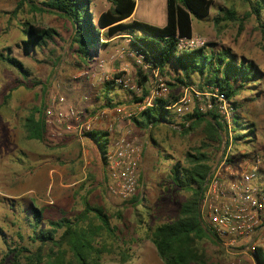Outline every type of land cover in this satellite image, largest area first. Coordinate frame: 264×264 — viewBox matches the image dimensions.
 I'll return each instance as SVG.
<instances>
[{"label": "rangeland", "instance_id": "obj_1", "mask_svg": "<svg viewBox=\"0 0 264 264\" xmlns=\"http://www.w3.org/2000/svg\"><path fill=\"white\" fill-rule=\"evenodd\" d=\"M15 2L16 0H0V52L4 53V49L8 47L10 55L19 59L29 74L26 78L22 77L17 70L0 60L1 264H9L8 258L3 259L4 242L9 244L20 242L16 232L21 233L23 244L33 245H30L26 238L31 230L24 212L28 205L44 209L42 215L47 218L57 217L61 213L71 217L76 214L77 209L82 207L78 202L75 205L70 204L71 200L65 196L56 201L52 200L53 186L58 180L46 176V172L54 157L49 159L50 156L43 157L39 154L43 148L54 145L46 134L48 125L45 126L42 139L30 138L24 127L25 118L31 113L36 115L35 108L41 105L44 109L50 104L52 98L57 97L63 99V106H72L82 114H91L118 104L133 107V104L139 101L133 99L138 97L134 93L112 85V91L129 98L123 101L116 100L109 106L104 105V95H106L103 91L104 75L110 78L125 73L135 83L137 68L126 54L119 55L114 47L105 45V36L100 35L98 40L101 43L99 46L107 51L105 56H98L95 59L78 56L74 51L75 45L71 44L72 27L67 20L55 12L32 10L26 3L17 12L12 13ZM90 2L88 9L91 15H94L93 13L103 3H107L105 0H90ZM227 8L235 10V16L237 20H240L243 19V13L248 10V5L241 0H211L206 18L191 17L192 34L203 37L205 43H209L204 48L207 52L210 49L216 52L226 48L234 59L251 62L257 70L255 79L249 82L247 87L239 90L231 100L225 99L231 129L226 158L232 166H237L236 163L239 161H251L257 157L258 176L264 185V33L260 32L253 15L243 19L239 33L237 20H221L213 25L211 17L222 14ZM260 18L264 24V9L261 11ZM26 25L42 30L52 28L55 31L53 39L46 46L25 52L21 48V40L25 38L23 31ZM121 39L125 38H119L116 42L117 48L124 44V40ZM110 48L113 49L110 50L111 52L108 51ZM97 59L104 61L102 71L93 69L88 74H84L87 65H92ZM117 67L120 68L117 69ZM146 74V80L142 86L146 92L145 96L152 84L151 74ZM158 76L164 82L171 77L166 72L163 74L158 72ZM193 90L203 92L194 85L178 86L173 89L168 87L165 98L168 93L180 95L185 93L193 100ZM140 93L141 88L136 95ZM231 101H234L235 109ZM213 109L224 122L217 107L214 106ZM172 113H170L172 120L178 123L181 120L180 115ZM234 113L238 116L240 123L252 125V137H244L236 141L232 139L231 117ZM138 114L129 120L126 118L113 120L112 111H106L99 122L92 124V130L108 132L105 126L111 122L113 127L118 125V132L126 131L128 136L135 137L142 144L137 181L139 199L130 203L128 200L110 196L107 191L104 201L89 199V203L99 206L107 215L109 225L115 232V235L111 237L113 243L110 239L103 238L110 245H107L106 251L102 254L100 264H119L118 251L123 241L127 242L129 247V259L123 264H150V251L145 248L141 252L138 250L144 242H150L143 238L140 228L145 224L153 226L159 222L170 221L177 216L178 205L187 198L189 192L172 185L170 167L174 163L183 165L184 153L198 147L204 140L202 124H192L190 128L182 129L179 126L161 123L150 129H143L136 127L132 121L133 118L138 117ZM226 130L225 126V132H222L218 143L211 142L210 147L204 150L208 154L209 165L220 157L222 146H226L228 141ZM108 138L110 141L113 135H108ZM250 138H252L251 141ZM94 150L96 162L100 165L99 154L96 149ZM48 159L49 161L45 163ZM95 173L98 175V171L91 166L85 170V173H81L80 176L82 175L83 178L78 180L77 189L83 191L89 186H98L95 183ZM100 178L99 184L105 190L106 182L101 171ZM59 189L63 193L68 191L63 186ZM68 208L70 209L67 211ZM61 209L63 211H60ZM94 222L97 221L94 220ZM103 236L104 232L101 237ZM202 246L207 257V264H255L250 252L230 253L217 243L212 244L207 240L202 242ZM258 247L264 250V243L258 244Z\"/></svg>", "mask_w": 264, "mask_h": 264}, {"label": "trees", "instance_id": "obj_2", "mask_svg": "<svg viewBox=\"0 0 264 264\" xmlns=\"http://www.w3.org/2000/svg\"><path fill=\"white\" fill-rule=\"evenodd\" d=\"M106 1L111 7L99 13L94 21L88 9L90 0H16L11 12H17L26 3L32 10L51 11L63 17L72 27L70 39L71 44L75 45L74 51L84 58L95 54L96 46L101 44L98 41L100 35L107 37L127 33L130 48L141 54L143 60L152 68H156L160 74L166 72L171 76L165 81L167 90L168 87L173 89L188 85H194L203 92L216 88L226 100H231L239 90L247 87L249 82L255 79L257 70L253 64L234 59L226 48L216 52L210 49L207 52L204 48L209 43H205L197 49L176 50L177 37L191 35V17L208 16L211 0H166V19L162 26L134 20L122 22L130 15L134 5L133 0ZM241 2L248 5V10L243 13L242 18L253 15L260 32L264 33V24L260 18L264 9V0H241ZM237 19L235 10L228 8L224 9L222 14L211 17L213 25L221 20ZM243 19L237 20L238 33L242 29ZM53 34L55 31L52 28L42 30L26 25L21 48L27 52L36 47L46 46L53 39ZM0 60L17 70L22 77L26 78L29 74L23 63L10 55L8 47L4 49V53L0 52ZM167 69L171 72H167ZM146 73H150L149 70L144 73L136 68L135 83L141 88V93L135 95L138 97H134V100H140L146 94L142 87ZM112 85L111 81H104L103 91L106 94L104 105L107 106L114 104L107 96ZM179 96V93H168L165 99H155L151 106L145 107L139 112L138 117L133 118V123L143 129H150L161 123H171L172 110L167 106L175 102ZM231 103L235 109L234 101ZM34 112L36 115L31 113L25 118L24 127L30 138L40 140L45 131L43 106L35 108ZM180 119L177 123L180 128L202 124L204 134V140L198 147L184 153L185 163L183 165L174 163L169 170L172 185L188 191L189 195L178 205L177 216L173 220L159 222L153 226L145 224L140 229L143 238L151 242L163 264H207L202 242L207 240L216 244V241L203 227L197 212L204 177L210 167L208 154L204 150L210 147L211 142L220 141L222 132H225V123L214 109L200 113L196 103L182 113ZM231 125L234 141L252 137V125L240 123L235 113L231 117ZM117 132L118 125L113 127L111 133L103 131L87 133L102 160L109 144L108 135ZM257 182L260 191L264 193V185L259 180V176ZM137 193L136 187V193L128 199V202L137 201L139 199ZM24 212L27 215L28 226L31 228L26 238L30 245H33L23 244L21 233L16 232L20 242L10 244L4 242L3 259L8 258L9 264H100L102 254L106 251L107 245H110L103 238L106 237L110 242H114L111 237L115 232L109 225L107 215L99 206L91 205L87 201H83L81 211L71 217L62 213L56 219H42L41 210L30 205L24 209ZM42 223H45V226H42ZM102 232H104L103 237H101ZM128 250L127 242L123 241L118 251L119 264L129 259ZM253 257L255 264H264V250L261 247H255Z\"/></svg>", "mask_w": 264, "mask_h": 264}, {"label": "built area", "instance_id": "obj_3", "mask_svg": "<svg viewBox=\"0 0 264 264\" xmlns=\"http://www.w3.org/2000/svg\"><path fill=\"white\" fill-rule=\"evenodd\" d=\"M128 42L125 43V47L116 51L119 55L126 54L130 57L134 66L142 72L149 70L152 84L148 94L134 103L133 107L121 104L112 106L113 120L120 118L129 120L145 107L151 106L155 99H165L167 94L165 82L158 76V70L152 68L143 60L141 54L130 48ZM204 45L203 37L195 34L176 39L177 51L197 49ZM103 67V59H97L92 65L87 66L84 74L93 69L102 71ZM102 81H111L113 85L135 95L140 92L139 86L125 73L110 78L104 75ZM193 93V100L183 93L167 108L181 115L195 103L200 113L216 106L222 114L228 135V141L225 147L222 146L220 157L210 165L204 177L197 205L199 220L222 249L230 253L250 252L253 256L255 247L264 243V193L260 191L257 182L258 159L256 157L251 161H239L236 163L237 166L231 165L226 158L231 129L225 97L216 88L204 92L193 90ZM105 112L98 110L91 114H82L72 106H63L61 97L52 98L50 104L43 109L44 125H48L46 134L51 140L72 134L80 141L92 130V124L100 121ZM112 125L110 122L105 126L110 133ZM141 153L142 144L135 137L128 136L126 131L113 135L103 154V167L107 178L105 188L110 196L128 200L136 193Z\"/></svg>", "mask_w": 264, "mask_h": 264}, {"label": "crops", "instance_id": "obj_4", "mask_svg": "<svg viewBox=\"0 0 264 264\" xmlns=\"http://www.w3.org/2000/svg\"><path fill=\"white\" fill-rule=\"evenodd\" d=\"M133 2H134V5H133L130 15L126 17L125 19H123L122 22H129V21L134 20V21H142V22L156 25V26L164 25L165 19H166V14H165L166 13V4H165L166 0H133ZM110 7L111 5L109 2H107L106 4L103 3V5L100 6L99 9H97L95 13H93L94 15H91L93 18V21L96 19L99 13L109 9ZM102 30H104V28L101 29L100 31L103 32ZM191 34H192V28H191ZM119 38H125V39H121V40H124L123 46L125 47L126 46L125 43L129 41V36L127 33L113 34L107 37L105 36L104 43L107 46H112V48L114 47L116 51L119 49L116 47V42L119 41ZM112 48L108 49V51L111 52L113 50ZM95 49H96L95 54L88 58L95 59L98 56H102V55L105 56L107 54V51L103 49L102 46L98 45L96 46ZM119 68L120 67H117V69ZM129 68L131 69L132 67H129ZM109 93L110 94H108L107 96L110 99L111 103H115L114 101L116 100L119 101L122 99L121 101H123L129 98V97H122L119 95L118 92H115L112 90H109ZM104 110L111 111V108H108V109L105 108ZM172 114L176 115L174 112ZM168 124L174 127H178L177 122L173 120L171 123H168ZM92 131H95V130H92ZM51 142L54 145H51V147L49 148H46V147L43 148L39 154L42 155L43 157L50 156L49 159L54 157L52 159V163L49 165L48 171L46 172V176L53 177L55 180H58L56 182V185L53 186V191H52V196H51L52 200L56 201L57 199L65 196L66 198L71 200L69 203L74 204V205L77 202L80 205H83V201H87L89 203V199H97L98 201L100 200L104 201L106 198L105 197L106 189L104 190L101 184H99L101 180L100 171L102 173V177L104 178L105 182H107V178L104 172L103 160L100 158L101 160L100 165H98L96 162V154L94 150L96 149V146L93 140L86 135V137H84L82 140L79 141L74 137V135L69 134L61 138L53 139L51 140ZM49 159L46 160L45 163H47ZM89 166H91L93 169L95 168L98 171V175L95 173V183H97L96 185L98 186L96 187L89 186L87 189L83 191H79L77 189L76 184L78 180H82L83 178L82 175L80 176V174L85 173V170L88 169ZM76 175H78L77 176L78 178L76 177ZM60 186L67 188L68 191L63 193L59 189ZM39 209L41 210V213L43 214L44 209H41V208ZM69 209L70 208H68L67 211ZM81 209L82 207L77 209L76 213L81 211ZM60 211H63V210L61 209ZM59 216L54 217V218H51V217L47 218L42 215V219H56ZM42 226H45V223H42ZM143 248L150 251V264H163L160 261V259L157 257L154 247L151 244V242H144V244L140 246V249H138L139 252H141Z\"/></svg>", "mask_w": 264, "mask_h": 264}]
</instances>
